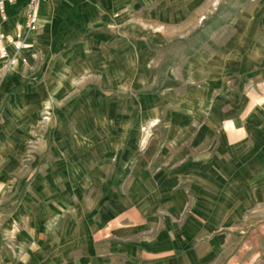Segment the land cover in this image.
Returning a JSON list of instances; mask_svg holds the SVG:
<instances>
[{
    "label": "crops",
    "instance_id": "crops-1",
    "mask_svg": "<svg viewBox=\"0 0 264 264\" xmlns=\"http://www.w3.org/2000/svg\"><path fill=\"white\" fill-rule=\"evenodd\" d=\"M54 1L37 5L38 29L20 51L17 69L0 79V264L213 263L218 255L213 224L227 222L230 213H242L248 199L256 203L262 196L264 99L254 95V82L264 84V58L243 53L238 37L218 48L209 41L177 78L169 74L162 81L150 105L114 115L106 111L121 117V131L129 133L117 145L125 155L109 158L113 169L96 177L98 189L72 204L54 194L47 164H28L34 173L15 178L10 174L19 165L1 161L10 157L3 141L38 132L47 87L29 81L34 74L29 61L44 64L80 35L83 43L62 57L83 54L86 47L125 52V40L118 37L135 35L139 27L125 28L124 22L137 21L141 11L148 18L183 22L203 11L202 0ZM26 3L7 4L4 34L25 28ZM261 5L264 12V0ZM260 21L253 41L264 44V16ZM181 29L188 31L187 23ZM8 50L13 53L11 45ZM113 63L117 72L106 74L104 91L127 95L129 86H143L138 80L128 86L124 57ZM59 72L54 87L75 86V80H66L67 70ZM148 119L154 120L153 135L141 150L138 129Z\"/></svg>",
    "mask_w": 264,
    "mask_h": 264
},
{
    "label": "rangeland",
    "instance_id": "rangeland-1",
    "mask_svg": "<svg viewBox=\"0 0 264 264\" xmlns=\"http://www.w3.org/2000/svg\"><path fill=\"white\" fill-rule=\"evenodd\" d=\"M262 3L263 0H202V15L188 17L186 22L178 17L148 18L142 16L141 11L137 21L124 22L125 28L129 29L131 25L139 27L135 35L126 36L129 32H125V36L118 37L125 40V52L117 53L115 44L110 47L115 53L103 52L101 47L92 50L86 47L83 54L62 57L76 42L83 43L80 35L67 41L61 50H55L44 64L38 59L29 61L27 65L34 74L28 79L41 87L46 82V98L40 107L38 132L25 139L2 142V149L10 156L9 159L2 157V163L13 161L20 169L10 176L17 178L20 174H33L28 170V164L43 166L45 163L54 180L53 192L60 198H71L69 202L73 204L78 201L76 198L83 197V193L97 190L96 177L108 175L113 169L107 162L109 158L125 155V150L117 148V145L123 140V133L129 136L128 132L121 131L124 125L122 118L109 117L111 113L108 112L113 110L114 115L122 109L128 108L131 112L132 108L142 104L150 105L152 100L148 98L162 81L169 74L177 78L183 64L209 41H215L212 43L218 48L226 45L230 38L238 37L243 53L264 58V44L253 41L254 32L259 29L264 16ZM185 23L188 31L181 29ZM133 43L140 44L139 50L136 46L133 50ZM119 56L124 57L128 86L129 81L134 83L137 80L143 85L139 88L129 86L127 95L120 90L104 91L106 74L117 72L112 66ZM2 62L0 79L8 69L5 59L2 58ZM17 65L9 73L17 69ZM59 67L69 72L66 80H75V86L54 87V83L60 80ZM254 83V95L264 99V84H259L258 80ZM153 122L148 119L139 125L141 150L153 135ZM130 124H133V116H130ZM261 174L262 196L257 198V202L248 199L242 213H230L227 222L213 224L212 236L218 255L210 264H264V171Z\"/></svg>",
    "mask_w": 264,
    "mask_h": 264
},
{
    "label": "built area",
    "instance_id": "built-area-1",
    "mask_svg": "<svg viewBox=\"0 0 264 264\" xmlns=\"http://www.w3.org/2000/svg\"><path fill=\"white\" fill-rule=\"evenodd\" d=\"M47 0H27L25 8V23L23 29H18L14 34H4L2 32L1 24L7 20L6 6L12 4L16 0H0V58L5 59V65L8 68L9 64L15 59L16 55L26 46H28L27 39L31 33L38 29L37 21V5L40 2ZM13 47V53L10 54L8 46ZM22 61H26L23 58Z\"/></svg>",
    "mask_w": 264,
    "mask_h": 264
},
{
    "label": "bare ground",
    "instance_id": "bare-ground-1",
    "mask_svg": "<svg viewBox=\"0 0 264 264\" xmlns=\"http://www.w3.org/2000/svg\"><path fill=\"white\" fill-rule=\"evenodd\" d=\"M37 21H38V16H37ZM20 53V52H19ZM19 53L16 55V57H15V59L9 64V67H8V69H7V73H9V70L11 69V68H13L14 66H16L17 65V63H18V61H19Z\"/></svg>",
    "mask_w": 264,
    "mask_h": 264
}]
</instances>
